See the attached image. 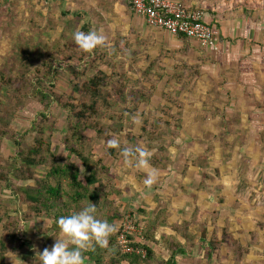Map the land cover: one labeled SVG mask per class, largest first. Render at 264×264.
I'll return each instance as SVG.
<instances>
[{"label":"rangeland","instance_id":"rangeland-1","mask_svg":"<svg viewBox=\"0 0 264 264\" xmlns=\"http://www.w3.org/2000/svg\"><path fill=\"white\" fill-rule=\"evenodd\" d=\"M69 1H1L0 69L12 74L11 70L14 67L21 69L18 64L22 60L32 67H37L46 55V45L60 37L72 38L75 31L82 30V25L92 19L94 22L90 30H102L105 36L109 33L103 26H98V16L94 12H98L99 8L89 9L90 17L80 20L75 18L76 8ZM113 10L115 15L110 23L112 35L109 47L111 48L113 40L117 38L116 31L133 44L126 55L120 57L125 63V74L128 79L125 81L128 107L122 104L121 98L116 100V108L124 110L123 129L120 135L128 131L139 134L142 132V126L150 127L142 123L144 121L142 113L146 119L151 120V117L161 114L160 109L165 108L168 98L177 105H182V113L176 137L170 135L171 129L160 124L159 129L164 133V137L161 140H154V143L158 145L164 142L161 144L164 150L159 154L164 167L157 169L158 178L151 186L143 183L148 170L153 169L148 163L146 167H139L131 160H113L100 142H94L96 154L102 156L112 167L114 183L121 190L120 195H113L112 198L117 206L132 210L138 219H141L143 214L140 215L138 209L144 208L146 213L144 220H141L145 230L147 215L153 221L160 216L168 219L170 223H167L166 219V224L157 229L148 226L147 233L150 237L147 245L154 249L158 259L166 260L171 254L176 253L175 258L180 263L209 264L211 254L208 255L206 251L207 245L211 243L214 246L220 240L221 234L228 244L229 255H234L238 250V244L235 242L238 240L240 243L244 233H248L247 228L256 227L254 224L260 226L264 224V95L259 93L258 88L253 91L255 95L252 97L245 98L240 95L233 101H226L227 91L231 89L227 84L234 79L246 83L251 80L245 78V71L242 73L238 66L242 61L243 70L251 67L246 63L250 57L245 51L250 49V55L255 51L259 54V50L262 52L264 48V39L261 40V45L258 44V39L235 44L233 41L235 48L230 47L234 50L227 52L225 48L227 43L220 37L221 53L212 56L219 67L209 64L208 60H202L201 66L200 59H196V56L184 54L185 44L180 36L147 25L137 14L130 16L121 1L119 6L107 9V15H111ZM191 40L194 42L192 46L201 50L200 45ZM251 42L257 44V46L254 44L255 51L250 45ZM236 47L237 49L241 47L244 54L237 55ZM112 51L109 50L110 53ZM237 57L240 58V63L233 61ZM188 62L192 66L185 64ZM201 67L208 70L216 79H224V87L216 90V79L214 81L208 73L200 72L198 68ZM237 69L239 74L236 77ZM259 83L264 87V73L259 78ZM132 88L145 94V99L149 100L145 102L142 98L138 111L128 109L133 105V100L128 94ZM56 91L70 92L66 76L61 75L57 78ZM42 110V105L37 101L23 103L11 122L12 128L19 135L29 131L32 120ZM173 110L177 112L175 107ZM51 112L47 123L55 124L53 134L58 135L61 133L66 113L54 107ZM223 115L227 116V125L222 120ZM134 117L141 122L135 123ZM225 126L229 129L227 135ZM88 133L90 136L93 135V132ZM62 136L64 138L65 134ZM33 137L34 133L29 132L25 141L31 142ZM57 143L62 142L59 139L52 140V148ZM156 150L154 148L153 152ZM15 152L13 142L4 137L0 142V167L6 163L7 157L14 155ZM2 189L1 204L6 210L16 209L19 205L18 200L9 189ZM21 209L26 210V206H22ZM49 223L45 219H35L25 222L21 230V236L34 244V249L26 254L33 257V264H39L37 252H41L42 230ZM129 223V220H125L124 226L130 227ZM136 229L139 230L131 225V230ZM201 236L204 237L202 240ZM176 245H183L191 254L182 256L179 254L180 250L174 252ZM227 249L226 246L223 249L221 247L217 254L226 253ZM9 255L16 257L13 254ZM9 255L7 259L13 264ZM26 255H17L23 261L18 260L17 264H28L24 261ZM232 259L237 258L234 256Z\"/></svg>","mask_w":264,"mask_h":264},{"label":"trees","instance_id":"trees-1","mask_svg":"<svg viewBox=\"0 0 264 264\" xmlns=\"http://www.w3.org/2000/svg\"><path fill=\"white\" fill-rule=\"evenodd\" d=\"M120 1L122 6H125L126 13H129L130 16L136 15L131 0L69 1L76 8L75 18L80 20L90 17L89 9L99 8L98 12H94L98 16V26H103L104 30L109 32L106 35L105 45L97 46L92 50H83L75 43L73 37L69 39L60 37L45 46L46 55L40 60L37 67H32L22 60L18 64L21 69L14 67L11 70L12 74L5 73L0 69V142L4 137H7L16 147L14 155H9L6 163L0 167V193L3 192L2 188L9 189L19 202L18 207L14 210H6L0 202V224L2 225L0 264H11L7 259L9 254L26 255L34 249V244L21 236L25 222L35 219H45L50 222L42 230L43 239L40 247L42 252L45 248H50L56 238H60L62 232L57 223L58 219L61 216L78 212L91 203H95L97 206V218L115 223L118 230L108 238L107 247L99 246L94 240L90 243L88 250L84 253L86 264H177L176 253L171 254L166 260L158 259L154 249L147 245L150 237V234L147 233L148 226L157 229L166 224L167 218L160 216L153 221L147 215L145 218L147 229L145 230L142 227V220L146 213L144 208L138 209L140 215L143 213L141 220L127 207L117 206L112 197L120 195L121 190L114 183L112 167L105 162L102 156L96 154L94 147V142H100L111 159L131 160L133 164H138L140 159V154L136 149L144 148L150 153V156L147 157L148 165L154 169L163 168L164 165L159 154L164 150L161 145L164 142L158 144L159 147L154 143V140H161L164 137V133L159 129L160 124L171 129V134H169L172 137L178 135L177 128L181 125L182 105L179 106L168 98L165 108L160 109L161 114H156L151 117V120L146 119L145 114L142 113L144 119L142 123L150 127L142 126V132L139 134L128 131L124 135H120L123 129L124 110L116 108V100L121 98L122 104L127 106L128 97L125 94L127 88L125 81L128 80L125 74V63L120 57L126 55L129 47L133 45L130 40L123 38L119 34L120 32L115 30L117 38L113 40L111 48L109 47L112 35L110 23L113 21L115 9L111 15H107V9L119 6ZM176 1L180 2L188 11L200 10L204 12L205 23L211 27L216 23V18L241 16V11L246 16L248 14L252 16L251 13L254 12L256 19L264 17V7L247 10L242 0ZM224 2H231L234 5L231 9L224 11L222 16L216 15L214 8ZM206 14L211 16L210 22L207 21ZM93 22V19L85 22L82 25V30L89 31ZM179 36L185 44L183 46L185 55L196 56V59H200V65L202 60H208L209 64L215 63L211 55L204 53L208 52L206 49L199 46L201 48L199 50L192 46L194 42L191 38L183 34ZM109 48L113 50L111 53ZM190 51L192 53H189ZM185 64L190 65L189 62ZM198 70L204 74L208 73L212 80L216 79L204 67L198 68ZM61 75L67 77L70 92L59 93L56 91V80ZM216 82V90L225 85L224 79H216ZM230 91H227L226 101H233L240 95L245 98L255 95L253 87L249 86L237 88L236 92L232 94ZM128 94L133 100L132 107L128 108L130 111L140 109L139 102L142 98L145 102H149L145 99V94L136 89L132 88ZM261 94L264 95V87H262ZM30 101H37L42 105L43 110L32 120L31 129L19 135L12 128L11 122L23 103ZM53 107L66 113L65 122L58 135L53 134L55 124L47 123L48 115ZM174 107L177 109L176 113L173 112ZM226 119L227 116L223 115L222 120L225 125L228 123ZM228 130L225 126V135L229 133ZM29 132L34 133V137L31 142H26L25 138ZM88 132H93V135L90 136ZM63 134H65L64 138ZM54 139H59L62 143H57L52 148ZM112 139L119 141L118 147L109 146L108 141ZM154 148L157 150L153 152ZM125 149L131 150L128 155H125ZM60 150H62L61 153ZM22 206H26V210L23 211ZM12 211L14 214H11ZM125 220H129L130 224L139 230L129 229L125 233ZM258 227L264 228L257 224L255 229L249 232L252 238L260 233L257 230ZM123 233L134 248L139 250L145 248L143 249L145 254L136 251L124 252L120 242V236ZM139 237H142V240L138 239ZM203 238L201 236V239ZM219 238L220 240L214 246L211 243L207 245L208 255L212 251L219 253L220 248L226 246L222 234ZM222 243L223 245H221ZM235 243L238 244V250L235 251L232 258L234 256L240 258L242 254L248 252V248L238 240ZM179 246L182 252L185 251L182 248L183 245H176L174 252L180 250ZM24 261L28 264L34 263L31 255H26Z\"/></svg>","mask_w":264,"mask_h":264},{"label":"crops","instance_id":"crops-1","mask_svg":"<svg viewBox=\"0 0 264 264\" xmlns=\"http://www.w3.org/2000/svg\"><path fill=\"white\" fill-rule=\"evenodd\" d=\"M242 1L245 4V8L247 10L248 9L257 10L258 8L262 9L264 7V0H242ZM233 5L234 4L231 2H224V3L218 4L214 8L215 10L214 13L216 15L218 14L222 16L224 11L231 9ZM251 14L252 16L250 14L246 16L241 11V16H237V17L230 16V17H223L221 19H217V18L215 19L216 23H214L213 28L217 32L219 40H220V37L221 38L223 37L225 39V42L227 43V46L225 47L227 48V52L229 50H231L232 52V49L234 50L235 45H233V41L235 44L236 42L240 43V42H244L245 40L258 39L259 41L258 44L259 45L262 44L261 40L264 39V17H262L261 19H256V14L254 12H252ZM206 15H207L206 17L207 21L210 22L211 16L209 14H206ZM254 44H255L254 42L250 43V45L253 47V50L255 51L257 44H255L256 46ZM230 46H234V48H231ZM237 48L238 47H236V49ZM221 50H222V45L220 44L218 51H214L213 53L212 50L206 49V51L208 52H205V53L211 56L219 55V53H221ZM241 51H242L241 47H239V49H237L236 51V54L241 56V54H244ZM260 52L261 50H259V54H256V51H255L254 54L250 55L249 54L250 49L245 51V54L250 57V59H248L249 62H246V63L251 65V67L248 68L247 70H243V68H241L242 61L241 63L239 62L240 60L239 57L233 60V61H237L240 63V65L238 66L240 67V71L242 73L243 71H245L244 72L245 78L251 79V80L247 83L238 82L235 79L233 81H229L227 86L229 87V89L230 88L232 89V90L230 89L232 93H235L237 88H243L245 86L253 87V91L259 88L260 89L259 93L262 92V87L260 86L259 78H261V76L264 73V48L262 49L261 54ZM189 53H192V51H190ZM253 61H257V62L254 63ZM216 64H218V62L215 61V63H213L212 65H214L216 68L219 67V65H216ZM238 74L239 73L237 69L236 77L238 76ZM169 216L171 215L169 214ZM167 223H170L168 222V219H167ZM256 225L257 224H254V226ZM262 226H264V224ZM254 229L255 227L253 226L251 228H247L248 233L247 234L244 233L243 239L240 241L243 246L248 248V252L242 254L240 258H237V260H233L232 255H229V250L227 249L228 244H225L227 252L226 253L222 252L221 255H218L216 252L215 253L211 252L210 253L211 255L209 256V264H264V228L262 229L261 227H258L257 230H259L260 233H258L255 236V238H252L249 235V232ZM138 239L142 240V237H139ZM200 240L202 239L200 238ZM180 243L183 244V242H180ZM182 248L185 251L182 252L181 247H180V252H179L180 255L184 256L188 254L187 256H189L191 254V251L186 250L184 246H182ZM223 248L224 246H222V249ZM175 261L177 262V264H183V263H180V261H177V260Z\"/></svg>","mask_w":264,"mask_h":264},{"label":"clouds","instance_id":"clouds-1","mask_svg":"<svg viewBox=\"0 0 264 264\" xmlns=\"http://www.w3.org/2000/svg\"><path fill=\"white\" fill-rule=\"evenodd\" d=\"M75 43L83 50H92L97 46L106 44V36L102 30L91 29L87 32L77 30L73 34ZM139 124L141 121L133 118ZM110 147H118L119 141L112 139L108 141ZM131 150L125 149V155ZM140 154L139 167H146L147 157L150 153L144 148H137ZM158 170L150 169L143 183L146 186L154 184L158 178ZM62 235L56 238L50 248H45L42 252H37L39 264H86L84 253L88 250L90 243L94 240L101 247H107L109 237L118 230L115 223L97 218V206L95 203L88 204L80 211L67 216H61L58 221ZM12 257L13 264L22 261L17 255ZM23 262V261H22Z\"/></svg>","mask_w":264,"mask_h":264},{"label":"built area","instance_id":"built-area-1","mask_svg":"<svg viewBox=\"0 0 264 264\" xmlns=\"http://www.w3.org/2000/svg\"><path fill=\"white\" fill-rule=\"evenodd\" d=\"M136 14L142 17L151 26L162 28L171 35L183 34L195 40L201 47L218 51L220 40L217 32L205 23V14L200 10L188 11L176 0H131ZM130 224V223H129ZM131 230L126 225L124 232ZM125 233L121 234L120 242L124 252H142L134 248L126 238Z\"/></svg>","mask_w":264,"mask_h":264}]
</instances>
